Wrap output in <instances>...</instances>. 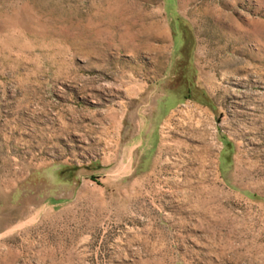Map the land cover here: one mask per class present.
I'll use <instances>...</instances> for the list:
<instances>
[{"label":"rangeland","instance_id":"374dc122","mask_svg":"<svg viewBox=\"0 0 264 264\" xmlns=\"http://www.w3.org/2000/svg\"><path fill=\"white\" fill-rule=\"evenodd\" d=\"M0 264H264V0H0Z\"/></svg>","mask_w":264,"mask_h":264}]
</instances>
